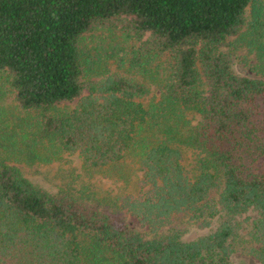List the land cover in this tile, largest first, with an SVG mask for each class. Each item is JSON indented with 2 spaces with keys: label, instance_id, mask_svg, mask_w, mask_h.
I'll list each match as a JSON object with an SVG mask.
<instances>
[{
  "label": "trees",
  "instance_id": "obj_1",
  "mask_svg": "<svg viewBox=\"0 0 264 264\" xmlns=\"http://www.w3.org/2000/svg\"><path fill=\"white\" fill-rule=\"evenodd\" d=\"M239 46L264 67V0H0V264H264V78ZM72 155L88 179L57 192L19 166Z\"/></svg>",
  "mask_w": 264,
  "mask_h": 264
},
{
  "label": "rangeland",
  "instance_id": "obj_2",
  "mask_svg": "<svg viewBox=\"0 0 264 264\" xmlns=\"http://www.w3.org/2000/svg\"><path fill=\"white\" fill-rule=\"evenodd\" d=\"M100 34V32L95 35ZM95 43H90V46ZM258 58L254 52L249 51L245 46H239L234 51V68L238 73L264 78L261 69L264 67L259 66ZM264 64V63H263ZM111 67H116L114 64ZM3 75L0 74V85L3 83ZM87 93V91H85ZM16 102L12 95L4 96L0 94V113L4 112V109H10L15 106ZM27 176H29L35 183L39 184L43 188L52 192H57L61 188H67L69 182L75 181L82 182L88 179L82 169V160L78 155L66 156L62 160L54 161L49 164L45 163H34L28 164L25 162L19 163ZM80 175V176H78ZM82 175V176H81ZM95 180L101 179L100 176L94 178ZM108 186H115L112 184V180H103ZM252 219L255 217L251 215ZM130 224L139 229L140 231L147 234V227L142 225L135 216L129 217ZM251 221V220H250ZM204 231L198 229H190L186 233L187 239H194L203 234ZM233 264H262V262L253 254L243 252L241 249L237 250L232 256Z\"/></svg>",
  "mask_w": 264,
  "mask_h": 264
}]
</instances>
